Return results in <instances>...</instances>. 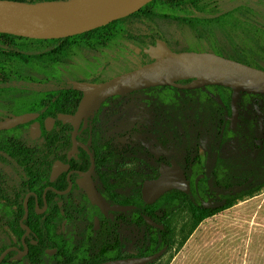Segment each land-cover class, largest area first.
Wrapping results in <instances>:
<instances>
[{
  "label": "flooded vegetation",
  "instance_id": "1",
  "mask_svg": "<svg viewBox=\"0 0 264 264\" xmlns=\"http://www.w3.org/2000/svg\"><path fill=\"white\" fill-rule=\"evenodd\" d=\"M252 3L250 0L245 2L248 16L264 12V0L256 1L254 6ZM245 30L249 34L253 32L264 37L263 34L256 33L264 29L254 27L247 20ZM158 40L165 41L157 39L154 44H148L147 48L155 45ZM165 43L168 45L166 41ZM168 47L173 50L169 45ZM135 49L136 52L140 50V53L137 52L138 55L141 54L142 49ZM99 71L107 72L106 67L99 66L96 71H91L89 80L78 82L102 83L116 77L105 75L101 79L91 78ZM58 80L61 82L66 78L56 77L55 81ZM71 82L73 81L67 80L68 85L73 87ZM190 82L188 80L187 84ZM230 93L232 96L231 90ZM81 94L77 103L73 99H45L46 109H51L52 112L47 115L31 109L21 98L14 100L0 98V121L25 114L37 115L26 124L10 130H0V264H106L155 254L152 253L155 227L149 225L146 218L164 225L165 229L166 225L164 221L154 217L153 211L148 208L153 204H147L143 200V184L145 181L157 179L161 165H170L172 160H175L184 172L185 169L176 159H169L168 162H160L156 173L150 161L145 162L139 158L143 154H147L148 157L152 154L151 140L156 121L154 125L137 127L132 125L131 128L115 134L106 128L108 119L100 112L121 96L106 100L97 112H93L87 119L83 117L77 124V129L70 123H64L59 118L60 115H76L83 97V93ZM59 103H66L68 106L62 108L63 110L58 106L54 107ZM73 104H76L75 108L72 107ZM20 105L28 106L29 111L15 113L14 110ZM157 105L163 109L165 104L162 101ZM262 107L261 105V109ZM241 108L243 107H239L238 102L239 120L234 130L240 122ZM114 109L116 107L111 110ZM227 116H231V99L230 113L225 117L231 128ZM34 125L39 127V133L35 134V138L31 132ZM23 128L28 129L30 145L26 147L4 145L8 142L7 133L13 132L18 139ZM128 159L139 161L146 173L128 172L123 169L122 163ZM189 182L191 185V180ZM136 183H141L140 197L134 189ZM124 191L129 194L123 195ZM90 192H97L109 208L104 210L94 203ZM138 199L144 204L140 202L139 205ZM116 206L135 208L121 212L111 208ZM138 206H141L139 214ZM139 229L147 236L148 245L145 253L136 254L124 250L122 234L130 235ZM158 242L159 247L163 243V238ZM166 246L169 248L167 244L159 251Z\"/></svg>",
  "mask_w": 264,
  "mask_h": 264
},
{
  "label": "rangeland",
  "instance_id": "2",
  "mask_svg": "<svg viewBox=\"0 0 264 264\" xmlns=\"http://www.w3.org/2000/svg\"><path fill=\"white\" fill-rule=\"evenodd\" d=\"M246 1L248 0H202L197 6L186 4L181 12H146L124 18L119 29L123 31L124 38L130 40V44H121L114 49L118 58L116 63L126 65L131 59V51L137 48L138 44H152L161 36L175 52L212 53L251 67L264 68V37L253 32L249 34L245 30V20L256 28L264 29V12L248 16ZM250 1H253L254 6L256 1L261 0ZM70 55H74L73 59H70V56L60 58L68 64H63V67L58 69L69 81L90 79L91 71L86 60L98 64L101 68L106 67V71H110L114 65L111 58L88 45H80L79 49ZM38 63L44 67L50 66L48 58H40ZM20 72L24 78L27 77L34 83L14 84L4 89L0 98H25L38 92L36 79H48L45 73H40L32 66L24 65ZM123 72L125 71L115 69L109 76H118ZM104 76L105 74L99 71L91 78L101 79ZM60 83L55 81L50 87ZM223 93H226L229 101L231 93L217 86L183 92L174 91L170 87L153 88L121 96L100 114L108 119L106 128L115 134L131 128L132 125H154L156 116L162 112V107L157 104L162 101L164 104L181 102L185 105L186 101L199 102L202 97ZM247 99V96L241 95L239 107L247 106ZM113 107L116 109L111 110ZM29 109L26 105H20L14 112L26 113ZM219 150L218 157L224 161L223 167H227L226 173L230 181L243 180L245 173L252 171L254 166L251 163L256 162L254 159H251L250 163H243V159L250 154L249 140L244 134H229ZM206 167L203 165L201 172L195 176V184L196 178H202L209 173ZM122 168L128 172L146 173L135 159L123 162ZM204 185L202 183V188H205ZM128 194L127 191L123 192L125 196ZM164 224L168 228L169 248L161 258L151 264H264V188L202 222H199L197 213L187 202L174 211ZM155 234L158 241L164 237L161 231ZM147 245V236H144L142 229L130 235L122 234L124 250L142 254L145 253Z\"/></svg>",
  "mask_w": 264,
  "mask_h": 264
},
{
  "label": "trees",
  "instance_id": "3",
  "mask_svg": "<svg viewBox=\"0 0 264 264\" xmlns=\"http://www.w3.org/2000/svg\"><path fill=\"white\" fill-rule=\"evenodd\" d=\"M9 1L36 4L68 2L70 0ZM201 1L154 0L139 12L131 15V17L146 12L162 14L166 10L181 12V9L186 4L197 6ZM122 22L123 19L81 35L59 40H34L0 33V93L19 82L34 83L27 77L24 78L20 72L24 65H28L48 76L47 80L36 79L39 87L38 92L21 99L24 103L29 104L31 109L37 112L40 111L45 115L52 113L51 109H46L45 99H73L77 103L82 94L68 85L67 79L62 80V83L54 88L50 87V84L55 82L57 76L60 78L65 77L61 75L58 69L63 67V64L67 65L68 62L60 58H68L70 56V59H73L74 55L71 56L70 53L79 49L80 45L91 46L104 54V56L111 58L114 62L111 71L119 69L127 72L150 63L152 61L151 58L143 52V49L147 48L148 45L144 44L137 45V48L142 49L141 54L138 55L136 49L131 51V59L128 60L126 65L116 63L118 58L115 56L117 53L114 49L121 44H130V40L124 38L123 31L119 29ZM256 33L264 35V30H259ZM157 39H162V37L158 36ZM40 58H48L50 66L44 67L40 65L38 63ZM86 62L87 67L92 72L99 67L96 63L87 60ZM111 71L104 73L106 77H109ZM179 83L185 85L188 81H180ZM217 88L230 92L227 88ZM173 90L178 91L177 89ZM246 96L248 97L247 106L240 109V122L234 131L225 119L226 114L230 113L231 99L229 97V101H227L226 93L218 96L202 97L199 102L186 101L185 105H182L181 102L164 105L162 112L157 115L156 125L153 129L151 140L152 154L150 157L147 154H143L139 158L145 162L150 161L156 173H158L157 168L160 162L176 159L183 165L188 179L191 180V191L189 194L181 191H171L157 203L149 205L148 208L153 211L154 217L160 221H165L174 211L189 202L197 213L199 222H202L223 212L237 201L252 196L264 188V96ZM261 105L263 109H261ZM56 106L63 110L68 105L59 103V105H54V107ZM72 107L75 108L76 104H73ZM182 129L184 134H182ZM27 130V128H23L22 134L18 139L13 135V132L7 133L8 142H5L4 145L25 147L28 144L30 145L31 143H28L30 138ZM238 132L247 137L251 150L249 156L243 159V163H250L251 159L256 162L251 163L254 167L250 173H245L243 180L232 182L226 173L227 167H223L224 161L218 157L217 152L229 134L232 135ZM129 154L127 152V155ZM203 165L207 166L209 173L202 178H196L197 184H195L193 182L195 176L201 172ZM202 183L205 184V188H202ZM122 186L124 187V185ZM140 187L141 183L134 185L139 197L141 195ZM137 201L138 204L140 202L144 204L141 199ZM140 210L141 206H138V214ZM157 231V229L153 228L152 253L158 252L161 247L169 244L168 228L166 227L165 231L162 232L164 234L163 243L159 247L157 246L158 238L155 234Z\"/></svg>",
  "mask_w": 264,
  "mask_h": 264
},
{
  "label": "water",
  "instance_id": "4",
  "mask_svg": "<svg viewBox=\"0 0 264 264\" xmlns=\"http://www.w3.org/2000/svg\"><path fill=\"white\" fill-rule=\"evenodd\" d=\"M154 0H77L74 13L66 15L48 6L52 3H24L0 0V33L34 40H59L81 35L114 21L127 18L139 12ZM64 3V2H59ZM140 53V50L137 51ZM152 62L123 73L102 83L73 81V88L83 93L76 115H60L64 123L77 124L101 105L115 96L155 88L173 87L179 90H198L208 86L228 88L232 91L231 122L234 130L239 120L238 102L242 94L264 96V70L212 53L175 52L163 40L144 50ZM191 82L182 85L180 81ZM37 117L25 114L0 121V130H10L26 124ZM32 137L39 133V127L31 129ZM75 140V135H74ZM55 177V174H53ZM178 190L189 194L191 185L184 170L172 160L170 165L162 164L157 179L145 181L142 197L147 204L156 203L166 193ZM92 201L106 210L105 203L97 192H90ZM121 212L132 206L111 207ZM149 225L164 230L165 226L146 218ZM168 246L147 257L113 261L106 264H149L161 258Z\"/></svg>",
  "mask_w": 264,
  "mask_h": 264
},
{
  "label": "bare ground",
  "instance_id": "5",
  "mask_svg": "<svg viewBox=\"0 0 264 264\" xmlns=\"http://www.w3.org/2000/svg\"><path fill=\"white\" fill-rule=\"evenodd\" d=\"M48 6L60 11L63 14L70 15L76 10L77 0H70L64 3H52Z\"/></svg>",
  "mask_w": 264,
  "mask_h": 264
}]
</instances>
